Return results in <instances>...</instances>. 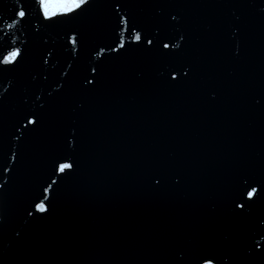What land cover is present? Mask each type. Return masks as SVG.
Listing matches in <instances>:
<instances>
[{
  "label": "water",
  "instance_id": "water-1",
  "mask_svg": "<svg viewBox=\"0 0 264 264\" xmlns=\"http://www.w3.org/2000/svg\"><path fill=\"white\" fill-rule=\"evenodd\" d=\"M0 46L22 50L0 69V264H264V185L228 216L238 177H264V0H92L58 23L0 0Z\"/></svg>",
  "mask_w": 264,
  "mask_h": 264
},
{
  "label": "snow or ice",
  "instance_id": "snow-or-ice-1",
  "mask_svg": "<svg viewBox=\"0 0 264 264\" xmlns=\"http://www.w3.org/2000/svg\"><path fill=\"white\" fill-rule=\"evenodd\" d=\"M92 2V0H34L35 5H37V10L39 16L43 18L45 21H49L50 23L55 22H61L64 20L73 19L77 16L83 15L89 6V4ZM120 5L117 3V8H119ZM30 12L26 7L19 8V10H16L14 12V16L16 18H19L21 21H25L27 17L29 16ZM173 20H175V17H172ZM15 22V21H14ZM119 23L124 24L125 18L123 16L119 17ZM11 27V25H9ZM131 39L133 42H135V45L137 47H141L147 43V45L152 46L151 48L146 49L147 51H152L155 48V45L153 43V39H149L147 36V33H145L144 36L141 35V32L135 31V28L131 29ZM67 42L76 46L78 42L80 41L79 34H74L73 36H70L67 38ZM116 43L115 41H113ZM172 47H175L174 45L170 46L169 43H163L162 48L159 49V57L161 59H166L169 57H174L176 54L172 51ZM120 49L127 50L125 46V42L122 38H119V42L116 43V47L111 48V51L116 52ZM167 50V51H165ZM103 51V49H101ZM22 56V50L20 48L12 47L11 50H7L3 46H0V69H2L4 72H10L13 71L19 64L18 58ZM45 63H47V60H45ZM97 70L96 68H92V72L95 73ZM176 68H172L169 72V75L171 77V81L175 82L177 79L176 76ZM185 76L188 75V72L185 71ZM95 79V77H93ZM83 80L85 84L92 85L93 80L89 79L87 76L83 77ZM35 116L34 113L31 114H25L24 119L27 121L28 125H37V118H33ZM12 157L14 160L17 158V154L14 152L12 154ZM73 170V165L70 163H59L58 167L54 168V171L59 173H64L65 175L69 174L66 170ZM4 172L9 171L7 167L2 169ZM63 178V177H62ZM244 180L243 176L238 177L236 185L230 190L229 197L231 199L232 205L234 204V208L232 207L231 211L228 213V216L232 218H244L249 215H251V210L253 208L252 204H248L247 207L245 206L246 201H253L257 195H258V188L255 186H248L250 183L258 184V185H264V177H259L258 179H253L251 177H248V179L243 183L240 184L239 181ZM54 183V182H53ZM52 185H49L48 187L43 188V195L44 198L47 199L49 188H51ZM247 187V191L245 192L243 189ZM5 190V185L0 184V199L3 198ZM261 198H264V193L260 194ZM240 201V202H237ZM35 209L41 213H47V207L43 200L41 202L36 203L35 200H33ZM50 204V201H49ZM236 210H239L238 212ZM29 216H32L31 212H28ZM261 224H264V220L260 221ZM264 231V229H253L248 239L252 240L253 238L258 234V232ZM261 239H264V235H260ZM255 243V248L260 249V244L258 242ZM247 254L255 256L257 253L253 250V248L248 245L246 247ZM212 253V252H210ZM208 253V256H211L213 254ZM260 254L264 255V249H260ZM203 264H215L214 259L212 258H203L202 259ZM230 264V262H229Z\"/></svg>",
  "mask_w": 264,
  "mask_h": 264
}]
</instances>
